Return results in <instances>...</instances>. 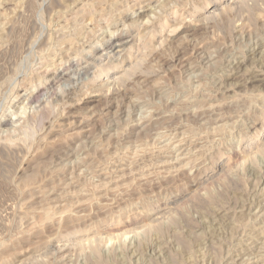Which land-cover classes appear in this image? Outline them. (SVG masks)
Instances as JSON below:
<instances>
[{
  "label": "rangeland",
  "instance_id": "obj_1",
  "mask_svg": "<svg viewBox=\"0 0 264 264\" xmlns=\"http://www.w3.org/2000/svg\"><path fill=\"white\" fill-rule=\"evenodd\" d=\"M0 264H264V0H0Z\"/></svg>",
  "mask_w": 264,
  "mask_h": 264
},
{
  "label": "bare ground",
  "instance_id": "obj_2",
  "mask_svg": "<svg viewBox=\"0 0 264 264\" xmlns=\"http://www.w3.org/2000/svg\"><path fill=\"white\" fill-rule=\"evenodd\" d=\"M87 1V0H86ZM92 1V0H91ZM94 1V0H93ZM119 1H121V0H119ZM135 1V0H134ZM234 2V1H233ZM97 3V2H96ZM225 3V2H224ZM232 3V2H231ZM93 5H94V3H93ZM156 5V4H155ZM87 6V5H86ZM85 7V6H84ZM112 7H114V6H112ZM91 7L89 6V9H90ZM86 9V8H85ZM80 10H81V8H80ZM87 10H88V8H87ZM109 10V9H108ZM110 11V10H109ZM108 11V12H109ZM80 12V11H79ZM122 12V11H121ZM139 13V12H138ZM81 14V13H80ZM109 14H110V12H109ZM78 19V18H77ZM77 25V24H76ZM76 31V30H75ZM66 38V37H65ZM121 41V40H120ZM125 41V40H124ZM128 41H130V40H128ZM118 42V41H117ZM128 43V42H127ZM126 43V44H127ZM123 44H125V43H123ZM132 46V45H131ZM115 49H119V45H116L115 47H114ZM123 49V48H122ZM121 50V49H120ZM118 51V50H117ZM100 55H102V54H100ZM93 61V60H92ZM142 64V63H141ZM53 66V65H52ZM90 67V66H89ZM51 70V69H50ZM49 70V71H50ZM90 72V71H89ZM129 75V74H128ZM61 76V75H60ZM65 77V76H64ZM79 77V76H78ZM88 77V76H87ZM57 78V77H56ZM63 78V77H62ZM99 78V77H98ZM97 81V80H96ZM87 88V87H86ZM82 89V88H81ZM29 91V90H28ZM76 96V95H75ZM78 96V95H77ZM29 98V97H28ZM27 98V99H28ZM31 100V99H30ZM36 103V102H35ZM247 148V147H246ZM257 148V147H256ZM254 153V152H253ZM251 154V153H250Z\"/></svg>",
  "mask_w": 264,
  "mask_h": 264
}]
</instances>
